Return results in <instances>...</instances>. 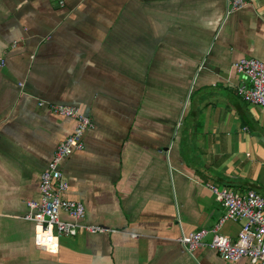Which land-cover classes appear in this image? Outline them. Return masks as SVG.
Wrapping results in <instances>:
<instances>
[{
  "label": "crops",
  "instance_id": "obj_1",
  "mask_svg": "<svg viewBox=\"0 0 264 264\" xmlns=\"http://www.w3.org/2000/svg\"><path fill=\"white\" fill-rule=\"evenodd\" d=\"M227 3L0 0V264H249L177 241L220 217L206 183L264 197V106L236 95L231 67L264 62V0ZM50 104L91 119L61 163L62 197L82 203L80 223L110 229L76 228L56 254L34 246L21 218L73 129Z\"/></svg>",
  "mask_w": 264,
  "mask_h": 264
},
{
  "label": "built area",
  "instance_id": "obj_2",
  "mask_svg": "<svg viewBox=\"0 0 264 264\" xmlns=\"http://www.w3.org/2000/svg\"><path fill=\"white\" fill-rule=\"evenodd\" d=\"M246 0H228L227 12L234 11ZM3 60L0 59V66ZM241 76L235 87L236 95L244 102L264 106V62L255 57H242L231 64ZM49 111L55 115L74 121L72 131L60 140L38 176L36 199L26 201V211L22 219L32 224V241L36 248L49 254L58 251V239L69 235L76 228L91 233L110 231L101 225L80 223L84 217L81 202L62 197L68 184L61 172V163L74 151L83 147V135L92 126L91 119L77 107L50 104ZM205 186L221 207V215L208 228H198L187 234L180 233L177 241L187 253L206 245L224 261L234 262L246 258L249 264H264V197L254 189L235 190L219 187L212 183ZM70 220H63L60 214ZM227 221L238 223L234 237L223 235L220 227ZM209 240L204 242V237Z\"/></svg>",
  "mask_w": 264,
  "mask_h": 264
}]
</instances>
